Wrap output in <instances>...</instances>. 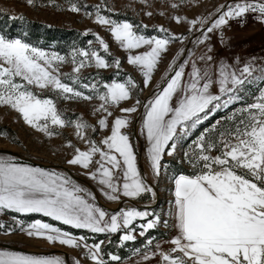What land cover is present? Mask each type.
<instances>
[{
  "label": "snow or ice",
  "instance_id": "obj_1",
  "mask_svg": "<svg viewBox=\"0 0 264 264\" xmlns=\"http://www.w3.org/2000/svg\"><path fill=\"white\" fill-rule=\"evenodd\" d=\"M27 3L32 6L34 0ZM169 6L179 9L181 3L172 0ZM82 7L68 0L64 10L79 13ZM102 11L97 5L95 22L107 26L115 41L129 53L127 63L141 72L145 88L151 84L169 45L173 42L183 45L188 39L164 27L158 29L162 36L140 34V26L112 19ZM249 12L258 13L264 20V0H233L207 16L175 15L173 19L186 24L189 34L199 33L192 42L204 46L205 51L199 56L194 51L187 52V58L182 59L185 55L182 49L168 65L164 86L158 85L156 94L145 104L137 96L129 107L121 105L131 101L133 91L139 88L130 76L123 82L113 79L107 83L95 80L81 83L82 69H108L114 65L119 70L121 66L119 59L109 62L99 51L92 50V41L88 42V49H73L72 74H65L60 67L68 63L66 56L0 34V106L15 111L27 126L48 139L66 127H73L76 137L86 142L87 148L81 150L69 141L67 147L73 148V155L67 163L84 169L95 165L90 177L97 180L108 201L119 202L122 198L134 201L146 194L154 199L156 192L148 176L159 180L162 171L167 173L165 156L177 158L178 144L191 130L202 126L221 108L227 109L242 101L244 95H250L247 85L264 80V68L260 69L261 76L256 77L252 62L241 67L239 58L233 65L224 60L217 62L212 54L209 34L219 31L223 43V29L229 21ZM84 14L93 17L92 12ZM96 40L103 52L110 55L108 43L99 35ZM140 49L145 50L137 51ZM64 77L71 83L65 82ZM45 91L53 92L55 98H45L42 95ZM258 93L223 122L216 121L197 136L190 151L181 157V163L190 167L189 173L165 175L171 184L167 219L132 205L110 214L94 203L92 193L66 174L0 156V214H13L11 223L0 221V230L5 233L19 230L52 244L82 249L93 264H121L119 255L104 253L103 240L93 239L89 244L86 236H76L40 219L25 225L15 214H41L60 225L92 234L123 232L119 236L121 247L136 240L139 222L141 237L161 225L174 229L163 241L169 245L167 251L161 249V242H155L153 248L154 239L147 238L143 250L135 249L134 254L143 261L158 255L163 264H264V88H259ZM94 99L99 102L93 109L94 114H100L99 129L82 117L68 119L57 104L58 100ZM141 106L144 113L139 135L147 142L146 174L138 167L139 153L129 131L131 114L137 113ZM114 110L123 115H114ZM89 129L107 130L110 134L97 142L87 135ZM104 255L109 259L105 260ZM161 260L156 264H161ZM0 264H65V261L60 257L3 251Z\"/></svg>",
  "mask_w": 264,
  "mask_h": 264
},
{
  "label": "rangeland",
  "instance_id": "obj_2",
  "mask_svg": "<svg viewBox=\"0 0 264 264\" xmlns=\"http://www.w3.org/2000/svg\"><path fill=\"white\" fill-rule=\"evenodd\" d=\"M73 2L83 6L81 12L74 13L64 10L68 7V0H34V4L32 6L28 5L27 0H0V12L5 15H9L11 18H19L22 16L23 18L50 26H56L68 30L76 29L83 35L85 32H88V35H85L88 37L85 44L80 45L79 43L72 42L66 45L63 50H58L54 45L33 46L40 47L48 52H58L60 55L66 56L68 58V63L63 64L60 67V72L72 74L73 65L71 63V54L73 49H88L90 47L88 42L92 41V50L99 51L105 59L109 60V62L113 59H119L121 61V66L119 70L114 65L108 69L97 70L95 67L82 69L80 73L81 83H90L93 82V80L104 83L111 82V80L105 81L104 76H112V80L117 79L123 82L130 76L136 84L139 85V88L133 91V99L131 101L124 102L121 105L122 107H129L135 103L137 96L141 100L142 105L145 104L148 99H151L156 94L158 91V85L161 88L164 86V78L168 74V65L182 49L185 50V55L182 59L187 58V52L194 51L196 56H199L200 53L205 51L204 46H197L192 42L195 37L199 35V33L189 34L187 31V25L183 23H176L173 17L175 15L186 16L188 18L201 15L207 16L209 13L214 12L220 5L232 3L233 0H177V2L181 3V7L179 9H173L169 6L172 0H73ZM54 5H60L61 7L57 8ZM97 5L101 6L103 15H107L120 22L128 21L134 25L140 26V34L147 36H162L163 34L160 33L158 29L160 27H164L175 35L188 36V39L184 41L183 45L179 42H173L169 45V51L166 54H163L162 62L158 66V70L154 73L151 84L145 88L143 87V77L141 72L136 67L127 63V56L129 53L115 41L107 26L99 25L95 22L94 13ZM85 11L92 12L93 17L89 18L86 16L84 14ZM111 13H119L130 17L132 20H119ZM147 13H151V16ZM161 13H163V15H161ZM229 24L232 27L231 29H227L226 27L223 29V43L221 42L219 31L209 34L211 36L210 44L213 47L212 54L217 62L224 60L226 63L233 65L235 64L236 58H239L241 67L248 62H252L256 68L254 75L256 77H260V69L264 68V20L259 18L258 13L249 12L243 17L230 20ZM145 25L147 28L143 27ZM240 25H242V27ZM96 35H99L106 43H108L110 55L105 54L102 48H100L99 43L96 40ZM144 50L145 49H140L137 51ZM117 72H119V75H117ZM64 80L65 82L71 83V81H68L66 77H64ZM259 88H264V80L257 79L253 84L247 85V91L250 95H244V99L237 103L251 102L252 95L259 94ZM213 90L215 91L216 89L214 88ZM84 91L87 94V90ZM42 95L45 98H55V94L51 91H45ZM98 103V100L95 99L90 102L82 100L57 101L58 108L61 112H63L65 117L73 121L82 117L84 121L95 126L97 129H99L98 120L100 118V114H94L93 109L98 105ZM231 106L233 105H230L229 108ZM227 109L221 108L213 115H210L209 119ZM143 113L144 108L141 106L138 108L137 113L131 114L132 127L129 131L132 137V142L137 146V151L139 153L138 167L141 169L142 173L146 174L148 172V165L145 160L147 142L144 136L139 135V127ZM114 115L123 114L114 110ZM109 119L111 120L112 118ZM206 121H204V123ZM198 127L199 126H197L196 129L191 130L190 134L178 144L177 158L174 159L172 157L165 156V162L172 161L190 169L186 162L181 163V157L184 152L190 151L192 142L196 139L192 136L195 131H197ZM107 134H110L107 130H97L93 132L89 129L87 132V135L97 142L101 141ZM137 135L143 142L142 156L140 155V143L137 139ZM69 141L81 150H85L87 148L86 142L81 141L76 137L73 127H66L60 130L59 135H55L51 139H48L44 137L43 134L38 133L27 126L23 120L19 118L15 111H12L7 107L0 106V149L16 152L23 157L33 160L35 163L27 162L20 157L12 156L6 153H0V156L12 157L19 163H27L29 165L46 168L50 171L66 174L75 184L92 193L96 198L94 203L108 211L110 214L118 212L121 208L132 205L138 207L140 210L147 208L150 212L158 213L165 219L168 218L167 212L169 208V201L171 199L169 189L171 188V184L169 180L165 178V175H167V177H171V175L176 173L173 170L172 163L167 162L169 165L168 171L166 174L162 171L161 179L156 180L150 175L148 176V180L156 192V197L154 199L150 194H146L143 199L134 200L136 204H131L127 198H122L119 202L108 201L97 180H93L90 177V172L95 170V165H93L90 169H84L79 165L74 166L67 163L73 155V148L67 147ZM96 159H98V157H96ZM43 165L49 167H45ZM60 166L66 167L74 175L91 184L92 187L88 185V183L72 177L64 169L60 168ZM2 217L1 221L11 223L12 216L2 214ZM40 220L52 223L50 218H48V220L40 218ZM27 224L28 223H25V225ZM136 227L137 231L135 235L137 238L135 241L144 238L139 235V222H136ZM157 229L166 233L167 236L165 238L148 239H154V244L152 245L153 248L155 247V242H161V249L167 251L169 245L163 241L174 233V229L171 227L166 229L162 225ZM2 232L4 231L2 230ZM10 233L24 232L16 230ZM24 234L26 235V233ZM120 235H123V232L110 234L107 239H103V249L109 243V240L112 238L114 239L113 247L109 250L107 249L106 253L116 254L119 252L121 247L119 241ZM89 237L92 240L95 239L96 242H99L97 240V234H91ZM0 242L7 244L10 243V245L12 244L11 242L4 240H0ZM88 243L91 244L92 242ZM126 243L127 242H125V244ZM145 243L146 241H143L136 245L135 248L128 249L127 251L129 256L125 259L121 258V264H138V262L139 264H156L157 260H161V258L157 255L150 261H143L140 255L134 254L135 249L137 248L143 250ZM29 246L31 248V252L28 253L45 257H60L65 261V264H74L76 260H79L80 264H93L90 259L85 258L84 250L82 249L70 248L68 246L60 245L59 243L52 244L42 238L36 237H31ZM50 250L65 251L67 256L61 252L54 254L42 253ZM112 264H115V262H112ZM161 264H163L162 260Z\"/></svg>",
  "mask_w": 264,
  "mask_h": 264
},
{
  "label": "trees",
  "instance_id": "obj_3",
  "mask_svg": "<svg viewBox=\"0 0 264 264\" xmlns=\"http://www.w3.org/2000/svg\"><path fill=\"white\" fill-rule=\"evenodd\" d=\"M114 17L119 20H132L130 17L125 15H121L119 13H111ZM150 32V31H146ZM0 34H4L10 38H20L23 39L25 42L30 43L32 45H39V46H50L54 45L55 48L58 50H63V48L68 45L69 43L76 42L81 44H85L86 40L88 39L87 36L83 35L80 31L76 29H63L56 26H50L44 23H40L37 21H32L27 18H11L9 15H5L4 13L0 12ZM105 81L112 80V76H104ZM245 106V103H237L231 106L229 109L218 113L217 115L208 119L202 126H199L197 131L193 134L192 137L197 138V136L202 133L206 128L211 127L218 120L224 121V118L228 115H231L233 111L236 109ZM189 141V140H188ZM187 141V142H188ZM172 163L173 170L177 172H183L184 174L189 173L191 170L183 167L181 164H176L172 161H167ZM8 215L12 216L13 214L9 213ZM17 218L23 219L25 223H29L36 219H44L48 220V217H44L41 214H28V215H21L15 214ZM52 223L58 225L63 230L71 231L75 235H82L88 238V242H93V240L89 237L92 233L88 232L84 229H71L70 226L67 225H60L59 222L52 221ZM2 232V230H0ZM167 235L166 233L154 229L150 230L143 239H138L137 241H130L124 244L123 247H120L119 252L116 254L119 255L122 259H125L129 256L128 249L135 248L136 245L139 243L146 241V238H165ZM108 235L106 234H97V240L107 239ZM118 239V238H116ZM113 238L110 240L111 242L106 245L104 248V253H106L107 249L113 247ZM115 252V251H114ZM105 259H109L107 255H104Z\"/></svg>",
  "mask_w": 264,
  "mask_h": 264
},
{
  "label": "crops",
  "instance_id": "obj_4",
  "mask_svg": "<svg viewBox=\"0 0 264 264\" xmlns=\"http://www.w3.org/2000/svg\"><path fill=\"white\" fill-rule=\"evenodd\" d=\"M22 164H27V163H22ZM29 165V164H27ZM32 167H38L35 165H29ZM41 168V167H40ZM45 170H47L46 168H44ZM50 171V170H47ZM2 214H0V221L2 220ZM24 233H5V232H0V240H4V241H8L11 242L13 246L16 247H21L27 250H31L29 244H30V239L31 237L27 236V235H23ZM10 244V243H9ZM3 251H7V252H14V253H20L23 255H29V256H39V255H34L28 252H24L21 250H16V249H8V248H4V247H0V252ZM40 257H45V256H40Z\"/></svg>",
  "mask_w": 264,
  "mask_h": 264
},
{
  "label": "water",
  "instance_id": "obj_5",
  "mask_svg": "<svg viewBox=\"0 0 264 264\" xmlns=\"http://www.w3.org/2000/svg\"><path fill=\"white\" fill-rule=\"evenodd\" d=\"M137 139L140 143V155L142 156V152H143V142L142 140L140 139V137L137 135ZM0 153H6V154H9V155H12V156H17V157H20L22 158L23 160L27 161V162H30V163H35L33 160L29 159V158H26V157H23L22 155L16 153V152H13V151H10V150H6V149H0ZM42 165V164H40ZM45 167H49V166H46V165H43ZM60 168L64 169L67 173H69L72 177L76 178V179H79L81 181H84L86 182L85 180H83L82 178L74 175L69 169H67L66 167L64 166H60ZM88 183V182H86ZM88 185H90L92 187L91 184L88 183ZM132 203L136 204L134 201H131ZM107 207V206H105ZM0 247H4V248H8V249H16V250H21V251H24V252H31L30 250H27V249H24V248H21V247H16V246H13V245H10V244H7V243H1L0 242ZM63 253V254H67L65 251H62V250H50V251H45V252H42V253H45V254H54V253ZM67 256V255H66Z\"/></svg>",
  "mask_w": 264,
  "mask_h": 264
},
{
  "label": "built area",
  "instance_id": "obj_6",
  "mask_svg": "<svg viewBox=\"0 0 264 264\" xmlns=\"http://www.w3.org/2000/svg\"><path fill=\"white\" fill-rule=\"evenodd\" d=\"M242 27V25H240ZM227 29H231V25L229 24L228 26H226Z\"/></svg>",
  "mask_w": 264,
  "mask_h": 264
},
{
  "label": "bare ground",
  "instance_id": "obj_7",
  "mask_svg": "<svg viewBox=\"0 0 264 264\" xmlns=\"http://www.w3.org/2000/svg\"><path fill=\"white\" fill-rule=\"evenodd\" d=\"M130 203H131V204H134V203H132L131 201H130Z\"/></svg>",
  "mask_w": 264,
  "mask_h": 264
}]
</instances>
